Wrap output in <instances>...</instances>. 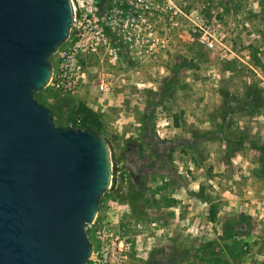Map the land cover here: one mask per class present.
Returning <instances> with one entry per match:
<instances>
[{"label":"rangeland","instance_id":"1","mask_svg":"<svg viewBox=\"0 0 264 264\" xmlns=\"http://www.w3.org/2000/svg\"><path fill=\"white\" fill-rule=\"evenodd\" d=\"M145 1L138 37L34 95L111 151L87 264H264V0Z\"/></svg>","mask_w":264,"mask_h":264},{"label":"water","instance_id":"2","mask_svg":"<svg viewBox=\"0 0 264 264\" xmlns=\"http://www.w3.org/2000/svg\"><path fill=\"white\" fill-rule=\"evenodd\" d=\"M70 0H0V264H87L110 187L107 140L35 99L73 24Z\"/></svg>","mask_w":264,"mask_h":264},{"label":"built area","instance_id":"3","mask_svg":"<svg viewBox=\"0 0 264 264\" xmlns=\"http://www.w3.org/2000/svg\"><path fill=\"white\" fill-rule=\"evenodd\" d=\"M73 24L67 39L58 47L51 62L48 86L66 93L72 92L84 81L83 54L95 51L110 39L138 37L135 28L142 23L144 11L149 7L145 0H104L100 8L96 0H70ZM134 26V31L128 30ZM103 84L100 88L103 89Z\"/></svg>","mask_w":264,"mask_h":264},{"label":"trees","instance_id":"4","mask_svg":"<svg viewBox=\"0 0 264 264\" xmlns=\"http://www.w3.org/2000/svg\"><path fill=\"white\" fill-rule=\"evenodd\" d=\"M101 1H102V0H96V2L99 3V4L101 3ZM35 94H37V93H35ZM64 125L66 126V125H68V124H64ZM73 127L89 128L91 131H94L93 127H87V126H86L85 124H83V123L80 124V125H78V126L74 125Z\"/></svg>","mask_w":264,"mask_h":264}]
</instances>
